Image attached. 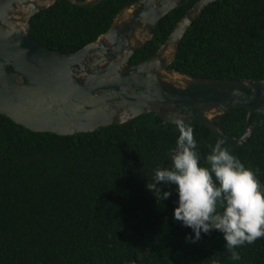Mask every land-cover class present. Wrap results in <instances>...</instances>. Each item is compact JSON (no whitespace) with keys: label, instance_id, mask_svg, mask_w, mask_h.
I'll return each mask as SVG.
<instances>
[{"label":"trees","instance_id":"1","mask_svg":"<svg viewBox=\"0 0 264 264\" xmlns=\"http://www.w3.org/2000/svg\"><path fill=\"white\" fill-rule=\"evenodd\" d=\"M135 0H102L87 7L57 0L25 23L40 46L73 53L94 41ZM197 0H184L163 17L130 63L153 55ZM195 77L264 81V0H216L183 36L168 66ZM244 108L213 118L220 132L239 138L258 118ZM202 166L209 145L221 141L197 123ZM175 124L153 113L90 133L32 132L0 114V264H264V238L237 248L233 261L223 234L201 233L173 217L174 185L166 200L147 185L171 166ZM223 142V141H222ZM224 147L256 171L264 185V122L238 146Z\"/></svg>","mask_w":264,"mask_h":264},{"label":"water","instance_id":"2","mask_svg":"<svg viewBox=\"0 0 264 264\" xmlns=\"http://www.w3.org/2000/svg\"><path fill=\"white\" fill-rule=\"evenodd\" d=\"M57 0H0V114L38 133L71 136L121 125L153 113L162 124L197 123L231 146L264 122V81L195 77L168 68L188 28L207 5L197 0L151 56L130 63L158 22L184 0H135L109 28L73 53L38 45L23 25ZM87 7L102 0H65ZM145 31L146 35H142ZM244 108L255 122L239 138L220 132L213 118Z\"/></svg>","mask_w":264,"mask_h":264},{"label":"clouds","instance_id":"3","mask_svg":"<svg viewBox=\"0 0 264 264\" xmlns=\"http://www.w3.org/2000/svg\"><path fill=\"white\" fill-rule=\"evenodd\" d=\"M173 123L179 135L170 150L171 166L156 169L153 182L146 188L161 201L171 192L162 191L158 185H174L178 206L173 217L194 233L186 239L195 243L201 233L218 230L230 258L238 261L241 256L237 248L264 238V185L256 171L245 167L222 141L209 145L210 152L204 157L207 166H202L194 129L180 118Z\"/></svg>","mask_w":264,"mask_h":264},{"label":"rangeland","instance_id":"4","mask_svg":"<svg viewBox=\"0 0 264 264\" xmlns=\"http://www.w3.org/2000/svg\"><path fill=\"white\" fill-rule=\"evenodd\" d=\"M23 27H25V25H23ZM142 35H146L145 31H141Z\"/></svg>","mask_w":264,"mask_h":264}]
</instances>
